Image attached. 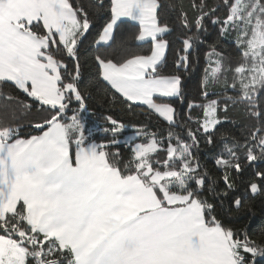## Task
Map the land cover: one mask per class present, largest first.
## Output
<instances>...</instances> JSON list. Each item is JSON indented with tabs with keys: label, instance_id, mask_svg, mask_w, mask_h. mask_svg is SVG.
Masks as SVG:
<instances>
[{
	"label": "snow or ice",
	"instance_id": "snow-or-ice-1",
	"mask_svg": "<svg viewBox=\"0 0 264 264\" xmlns=\"http://www.w3.org/2000/svg\"><path fill=\"white\" fill-rule=\"evenodd\" d=\"M166 7L0 0V264H264V0Z\"/></svg>",
	"mask_w": 264,
	"mask_h": 264
},
{
	"label": "trees",
	"instance_id": "trees-1",
	"mask_svg": "<svg viewBox=\"0 0 264 264\" xmlns=\"http://www.w3.org/2000/svg\"><path fill=\"white\" fill-rule=\"evenodd\" d=\"M161 2L169 7H166L165 8V13L166 14H169V15H172L174 14L172 12V9H171V5H173L174 3H176V0H161ZM225 48L227 49L228 48V45H225ZM201 64H203V60L201 61ZM196 73H201L202 74V69L200 67H197L196 68V71L193 73V75L195 76ZM197 80L196 79H193L191 83H189V87H188V90L192 93H195L196 91V88H197ZM102 104V101H98V100H93L92 101V109L95 110L96 112V115L93 117L94 120H98L100 122H102V118L103 116L106 114L107 112V108L106 106H101ZM35 117H29L27 121H25V123H28L29 121L33 120ZM144 117H140L139 118V122H143L144 121ZM161 127H163V125H160ZM128 134H131V131H129ZM123 154L125 156L128 155V152L126 149H123Z\"/></svg>",
	"mask_w": 264,
	"mask_h": 264
}]
</instances>
